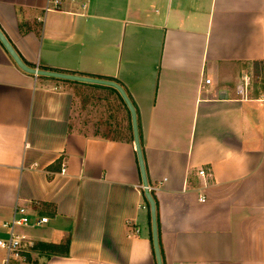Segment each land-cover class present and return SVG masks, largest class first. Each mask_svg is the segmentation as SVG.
<instances>
[{
	"label": "crops",
	"instance_id": "1",
	"mask_svg": "<svg viewBox=\"0 0 264 264\" xmlns=\"http://www.w3.org/2000/svg\"><path fill=\"white\" fill-rule=\"evenodd\" d=\"M52 1L0 0V28L37 71L121 83L165 264H264V79L259 93L236 91L251 61L264 63V0H59L46 10ZM126 125L106 85L27 73L0 43V239L17 206L48 218L19 230L38 235L33 245L69 239L64 255L30 249L7 264H154Z\"/></svg>",
	"mask_w": 264,
	"mask_h": 264
},
{
	"label": "water",
	"instance_id": "2",
	"mask_svg": "<svg viewBox=\"0 0 264 264\" xmlns=\"http://www.w3.org/2000/svg\"><path fill=\"white\" fill-rule=\"evenodd\" d=\"M0 43L3 46V48L6 50L10 58L14 61V63L21 70L27 73L35 72L34 68H31L26 63H24L19 53L16 51L11 41L6 37L5 33L3 32L1 28H0ZM36 73L38 75H45V76L55 77V78H60V79L75 80V81H81V82H89V83L106 85V86L112 87L115 90H117V92L122 97L130 113L131 128H132V135H133V146H134V150L136 153L142 187L146 189L145 196L149 204V212H150V220H151L150 221L151 222V238H152V245H153V250L155 254V261H156V264H162L159 247H158V238H157L156 208H155L154 200L151 197L147 189L148 184H147V179H146V174H145L143 156H142V151H141V144H140V139H139L138 127H137L136 109L132 103V100L127 95L125 89L122 87V85H120L119 83L115 81L93 78L89 76H80V75H74V74L52 71V70H40V71H36Z\"/></svg>",
	"mask_w": 264,
	"mask_h": 264
},
{
	"label": "built area",
	"instance_id": "3",
	"mask_svg": "<svg viewBox=\"0 0 264 264\" xmlns=\"http://www.w3.org/2000/svg\"><path fill=\"white\" fill-rule=\"evenodd\" d=\"M50 3V2H49ZM50 5V4H49ZM46 6V10L49 9H59L60 1L59 0H53L51 2L50 6ZM82 8L85 7V3L81 5ZM35 72L34 75H36L37 67H34ZM206 84L210 83V79L206 78L205 80ZM243 83H240L236 86V91L239 94H243L246 88ZM66 165L63 163L61 165L60 172L63 173L65 171ZM198 175L201 177L208 178L210 176V173L206 171L203 168H200L198 170ZM143 188V187H142ZM148 190H151L152 187L147 186ZM206 200L205 195H203L201 192L198 194V201L204 202ZM48 220L45 216H40L35 220H31L30 214L27 210V208L22 206H17L14 208L13 214L9 220H5L1 223V227L7 230V237L0 239V247L5 251V259L4 264H7L10 259L15 260H24L27 256V254L30 253V249L33 246L34 242L29 237V235L25 232L19 233L17 232L18 227H33V226H40L44 223H46Z\"/></svg>",
	"mask_w": 264,
	"mask_h": 264
},
{
	"label": "trees",
	"instance_id": "4",
	"mask_svg": "<svg viewBox=\"0 0 264 264\" xmlns=\"http://www.w3.org/2000/svg\"><path fill=\"white\" fill-rule=\"evenodd\" d=\"M244 65L247 67L248 63H244ZM250 65H251L250 66V68H251L250 75H251L252 84H253L252 87L255 88L256 86H258L256 89H254V92L259 93V91L260 92L262 91V86H263L264 63H263L262 60H253V61H251ZM46 70H51V69H46ZM52 70L58 71V72H67V71H60V70H57V69H52ZM67 73L74 74L73 72H67ZM77 74H79L80 76H89V77H93V78H99V79L115 81V82H117V83H119L121 85V83L118 80H116L115 78L99 76V75H92V74H86V73H77ZM107 88L110 89L111 91H113L117 95L118 100H119V105L124 109V111L126 113V116H127V125H126L125 130L122 131L123 135L121 137L122 138L121 140L125 139L127 142H129V143H131L133 145V135H132L131 119H130L129 110H128L127 106L125 105L122 97L117 92V90H115L114 88L109 87V86H107ZM133 105H134V103H133ZM136 113H137V111H136ZM136 119H137V127H138V132H139V122H138V117L137 116H136ZM141 151H142V156H143V162H144V168H145L147 184H148V186H151V182H150L149 177H148V171H147L146 162H145V159H144V153H143L142 145H141ZM58 163H59V161L57 162V164ZM148 192L150 193L151 197L153 198L154 203H155V208H156L157 201H156V197H155L154 191L153 190H148ZM140 193H141L142 203L144 204L145 208L147 209L148 217L150 219L149 204H148V201H147L146 196H145L146 189L141 188L140 189ZM156 223H157V238H158V247H159L160 257H161L162 264H165L163 248H162V245H161V242H160V238H159V226H158L157 214H156ZM150 224H151V222H150ZM68 241H69V239H66V241L63 244H61V245L60 244L59 245L58 244H51V243H47V242H36L35 245H33L31 247V249H36L37 251H40V252H46V253H52L53 254L55 249H57V247H59L58 249H61V250H58V251L63 252V255H64V254H66ZM149 242H150L152 254H153V257H154V264H156L155 263V254H154L153 245H152V238H151V228H150V231H149ZM47 258H48V256H45L43 258L44 259L43 260V264L45 263ZM35 261H37V260H35Z\"/></svg>",
	"mask_w": 264,
	"mask_h": 264
},
{
	"label": "rangeland",
	"instance_id": "5",
	"mask_svg": "<svg viewBox=\"0 0 264 264\" xmlns=\"http://www.w3.org/2000/svg\"><path fill=\"white\" fill-rule=\"evenodd\" d=\"M239 82V84L240 83H243L244 85H245V83H247L246 84V88H245V91H244V93L241 95V96H243V97H246V93H247V88H248V93H249V95L251 94H253V92H254V89H256L258 86H256L255 88L254 87H252V89L251 88H249L250 87V84L249 83H252V78H251V75H246V73L244 72H242L241 73V77L239 78V80H238ZM237 83V84H238ZM253 85V84H252ZM249 90H250V92H249ZM237 97H239L238 95H236ZM21 229V227H19L18 229H17V232H19V233H22L23 231H19ZM30 228H28L27 230H29ZM34 231V230H33ZM36 231V230H35ZM32 232V231H31ZM32 234V233H31ZM35 238H37L38 237V235L35 233ZM34 236H31L30 235V237H34Z\"/></svg>",
	"mask_w": 264,
	"mask_h": 264
}]
</instances>
